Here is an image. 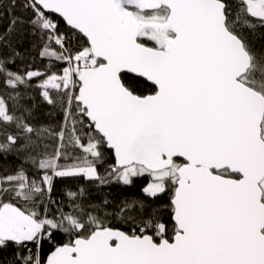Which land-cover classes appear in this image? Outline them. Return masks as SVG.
Returning <instances> with one entry per match:
<instances>
[{
  "label": "snow or ice",
  "instance_id": "1",
  "mask_svg": "<svg viewBox=\"0 0 264 264\" xmlns=\"http://www.w3.org/2000/svg\"><path fill=\"white\" fill-rule=\"evenodd\" d=\"M23 7L48 68L13 70L20 53L8 37L25 23L14 17L0 36L10 49L0 54V154L34 171L0 175V251L14 250L5 264H264V53L248 39L264 30V0ZM34 85L64 112L58 129L31 123L23 101ZM105 147L114 163L101 175ZM140 177L148 197L170 195V219L144 200L118 210L86 202L84 188L67 192L69 211L52 199L57 178ZM45 244L55 250L42 262Z\"/></svg>",
  "mask_w": 264,
  "mask_h": 264
},
{
  "label": "trees",
  "instance_id": "2",
  "mask_svg": "<svg viewBox=\"0 0 264 264\" xmlns=\"http://www.w3.org/2000/svg\"><path fill=\"white\" fill-rule=\"evenodd\" d=\"M11 0H0V36L8 33L10 21L14 17L25 21L22 26H18L20 30L14 34L9 35L13 46L20 53L16 58L15 65L12 66L14 71L21 73L26 70L46 71L48 68L46 59L39 56L41 50V41L38 37L32 35L29 26L27 25L28 13L23 7L25 0H15L16 7L9 11L8 5ZM60 27L64 33L71 38L70 46L74 49L80 47L84 43L83 38L72 36L71 30L61 20ZM248 39L252 43L257 53H264V30L257 28L255 31L248 33ZM10 49L0 42V54L9 52ZM38 83V81H37ZM4 91V85L0 84V92ZM139 91L143 94H150L151 86L142 81L140 83ZM26 107L31 109V123L38 126H50L53 129H58L64 122V112L58 107L54 108L49 105L42 96L38 88L33 86L31 89L24 90V101ZM114 163V155L111 150L105 147V160L101 165H98V171L101 175H106L109 165ZM24 166L29 171H34L29 163H26L22 156L9 153L7 155L0 154V175L11 174L15 172L20 166ZM148 181L147 177L135 178V182L131 186H126L120 183H109L98 185L83 178H57L55 181V191L52 199L64 206L65 211L70 210V200L67 196L68 191L78 192L81 188L85 190L84 200L92 204L104 206V201H109L105 207L118 210L119 207L131 200H144L151 208L159 210L163 217L168 220L171 216L170 195L160 194L156 198L148 197L143 188ZM57 204H52L49 207L50 212H55ZM117 226L119 222L117 221ZM127 230V225L123 226ZM68 240L67 234L60 233L57 238V244L66 243ZM55 250L53 245L45 244L41 249V260L46 262L48 256ZM13 249L0 251V264H5L13 257Z\"/></svg>",
  "mask_w": 264,
  "mask_h": 264
},
{
  "label": "water",
  "instance_id": "3",
  "mask_svg": "<svg viewBox=\"0 0 264 264\" xmlns=\"http://www.w3.org/2000/svg\"><path fill=\"white\" fill-rule=\"evenodd\" d=\"M66 26H67V25H66ZM67 27L69 28V26H67ZM147 83L150 85V82H147ZM50 255H51V254H50ZM50 255H49V256H50Z\"/></svg>",
  "mask_w": 264,
  "mask_h": 264
}]
</instances>
